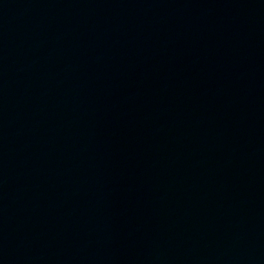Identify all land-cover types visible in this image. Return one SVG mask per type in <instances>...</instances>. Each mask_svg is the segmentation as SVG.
<instances>
[{"label": "water", "instance_id": "95a60500", "mask_svg": "<svg viewBox=\"0 0 264 264\" xmlns=\"http://www.w3.org/2000/svg\"><path fill=\"white\" fill-rule=\"evenodd\" d=\"M0 264H264V0H0Z\"/></svg>", "mask_w": 264, "mask_h": 264}]
</instances>
